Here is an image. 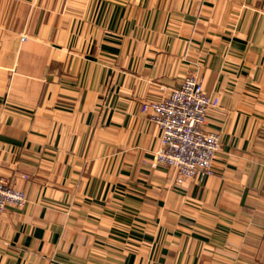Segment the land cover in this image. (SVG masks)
Returning <instances> with one entry per match:
<instances>
[{
  "label": "crops",
  "instance_id": "1",
  "mask_svg": "<svg viewBox=\"0 0 264 264\" xmlns=\"http://www.w3.org/2000/svg\"><path fill=\"white\" fill-rule=\"evenodd\" d=\"M263 30L264 0H0V175L27 199L0 264H264ZM188 76L221 146L177 185L142 106Z\"/></svg>",
  "mask_w": 264,
  "mask_h": 264
},
{
  "label": "built area",
  "instance_id": "2",
  "mask_svg": "<svg viewBox=\"0 0 264 264\" xmlns=\"http://www.w3.org/2000/svg\"><path fill=\"white\" fill-rule=\"evenodd\" d=\"M219 103V97L207 95L196 77L188 76L165 99L143 104L142 112L160 131L153 166L173 169L177 185L213 173L221 141L217 133L207 132L205 126L210 111ZM26 202L25 194L0 175V212L8 207H24Z\"/></svg>",
  "mask_w": 264,
  "mask_h": 264
}]
</instances>
